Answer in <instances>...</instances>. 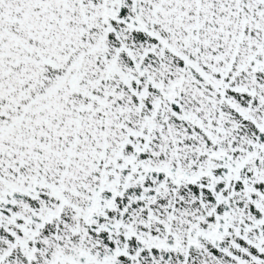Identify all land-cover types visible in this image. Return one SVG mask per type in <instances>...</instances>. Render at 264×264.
<instances>
[{"label": "snow or ice", "instance_id": "6c2138e0", "mask_svg": "<svg viewBox=\"0 0 264 264\" xmlns=\"http://www.w3.org/2000/svg\"><path fill=\"white\" fill-rule=\"evenodd\" d=\"M0 264H264V0H0Z\"/></svg>", "mask_w": 264, "mask_h": 264}]
</instances>
